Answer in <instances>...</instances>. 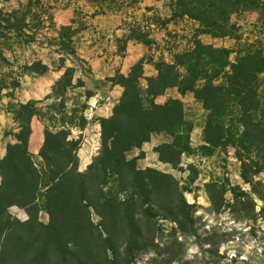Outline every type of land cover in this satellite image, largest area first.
I'll return each mask as SVG.
<instances>
[{
	"label": "trees",
	"instance_id": "trees-1",
	"mask_svg": "<svg viewBox=\"0 0 264 264\" xmlns=\"http://www.w3.org/2000/svg\"><path fill=\"white\" fill-rule=\"evenodd\" d=\"M172 11L198 23L192 48L172 62L156 63L154 77L145 78L144 61L136 63L128 76L118 73L115 81L124 93L112 116L100 120V151L85 172L79 169L81 142L73 130L85 129L86 118L75 116L78 110L71 118H58L66 103L47 104L76 87L74 68L61 66L65 72L44 100L10 104L18 129L8 135L15 142L0 159V264H130L138 253L158 247L154 228L158 218L176 223L182 237L195 236L194 205L185 196L192 191L169 174L139 169L143 154L129 159L156 134L172 139L156 148L162 162L175 166L184 154L194 153V126L186 119L183 102H157L171 89L182 96L194 94L204 106L201 155L234 150L240 177L250 188L212 182L207 185L211 203L220 206L227 194L235 203L247 199L252 214L245 219L264 222V44L247 43L235 50L201 40L209 35L240 42L232 17L251 11L259 14L264 28V0H174ZM47 24H54V17L41 0L0 10V100L4 96L15 100L10 93L22 87L25 75L50 71L44 61L20 54ZM142 41L151 43L148 37ZM34 118L45 126L40 164L30 151ZM256 199L263 202L259 212ZM228 205L232 211L234 204ZM12 207L24 210L28 220L14 217ZM42 212L49 215V224L41 222ZM145 224L153 230L147 232Z\"/></svg>",
	"mask_w": 264,
	"mask_h": 264
},
{
	"label": "rangeland",
	"instance_id": "rangeland-1",
	"mask_svg": "<svg viewBox=\"0 0 264 264\" xmlns=\"http://www.w3.org/2000/svg\"><path fill=\"white\" fill-rule=\"evenodd\" d=\"M41 1L52 13L54 24H47L38 33L37 41L20 54L31 61H44L50 65V71L43 76L25 75L22 87L10 94H14L21 103L44 100L64 74L65 69L60 70L61 66L75 69L76 87L69 89L64 98H53L47 104L60 106L66 103L64 115L58 118H71L74 110L79 111L75 116L86 118L85 129L73 130V137L81 142L79 169L85 172L100 151V120L112 116L124 93V88L115 81L118 73L128 76L136 63L144 61L145 78L156 76V63L160 60L172 62L179 53L192 48L199 25L189 19L178 18L172 11L174 0ZM29 2L0 0V10L18 8ZM258 19L259 14L253 11L232 17V23L238 27L241 36L240 42L233 38L213 39L209 35L201 36V40L215 47L235 50L247 43L264 44V28ZM146 37L150 38V44L142 41ZM73 50H76L77 55L73 54ZM79 82L84 87H80ZM142 84L147 86L146 79L142 80ZM95 94L98 96L92 99ZM169 99H179L184 104L186 119L194 126L191 134L194 153L184 154L175 166L162 162L156 148L171 143L172 139L165 134H156L140 150L130 153L129 159L143 154V158L138 161L139 169L152 168L169 174L181 186L192 191L185 196L188 203L194 205L196 233L195 236L182 237L176 223L158 218L154 220V228L158 229V247L148 253H138L130 264H264V222L245 219L248 214H252L251 203L244 198L235 203L232 195L227 194L220 206H214L207 193V185L212 182L229 183L249 191V186L240 177V163L235 158L234 150H219L212 157L202 156L200 148L205 144L207 117L203 104L194 94L182 96L178 89L169 90L157 102L165 104ZM14 102L8 96L0 100L1 152L14 140L8 135L18 129L14 115L10 113V104ZM90 102H96L94 108ZM106 103L109 105L107 110L104 107ZM111 112L107 117V113ZM32 127L38 129V150L34 155L40 164L39 152L44 143L45 126L40 119L34 118ZM261 180L264 182V176ZM229 203L234 204L232 211ZM256 204L259 212L263 202L256 199ZM10 213L21 222L28 220L27 213L18 207H12ZM164 214L169 215L168 211ZM94 219L99 221L96 216ZM40 220L49 224L50 217L42 212ZM145 230L151 232L153 227L145 224Z\"/></svg>",
	"mask_w": 264,
	"mask_h": 264
},
{
	"label": "crops",
	"instance_id": "crops-1",
	"mask_svg": "<svg viewBox=\"0 0 264 264\" xmlns=\"http://www.w3.org/2000/svg\"><path fill=\"white\" fill-rule=\"evenodd\" d=\"M90 59H92V61L95 60V59H93V58H90ZM98 76L101 77V74H99ZM97 96H98V94H95V95L92 97V99H93V98H96ZM14 101H15V102H18L17 99H15ZM95 103H96V102H95ZM95 103L90 102V105L94 108V107H95ZM108 106H109V105H108L107 103L104 104V107H105L106 110L109 109ZM112 107H113V106H112ZM97 110H99V111H104L103 108H98ZM107 114H108L107 117H109V116L112 114V112H111V113H107ZM37 134H38V129L35 128V127H33V134H32L31 140H30V151H31L33 154H35L36 151L38 150V149H37V145H36V137H37ZM11 142L14 143L15 141H14V140H11ZM5 155H6V150H4V151H2V152L0 151V159H3V158L5 157ZM0 184H1V182H0Z\"/></svg>",
	"mask_w": 264,
	"mask_h": 264
}]
</instances>
